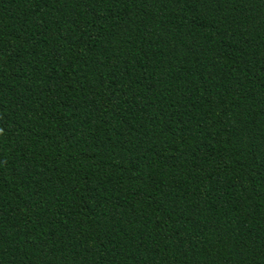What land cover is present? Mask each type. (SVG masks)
<instances>
[{"label":"trees","instance_id":"1","mask_svg":"<svg viewBox=\"0 0 264 264\" xmlns=\"http://www.w3.org/2000/svg\"><path fill=\"white\" fill-rule=\"evenodd\" d=\"M0 264H264V0H0Z\"/></svg>","mask_w":264,"mask_h":264}]
</instances>
